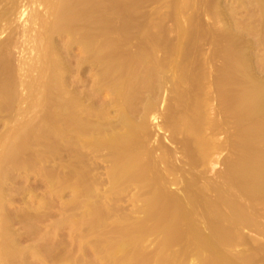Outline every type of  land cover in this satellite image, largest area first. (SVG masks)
Listing matches in <instances>:
<instances>
[{"label": "bare ground", "instance_id": "obj_1", "mask_svg": "<svg viewBox=\"0 0 264 264\" xmlns=\"http://www.w3.org/2000/svg\"><path fill=\"white\" fill-rule=\"evenodd\" d=\"M16 2L0 0V119L9 123L25 115L33 121H14L10 130L17 124L18 143L8 146L0 165L15 162L16 150L25 152L24 142L37 144L31 137L35 130H49L55 198L67 192L69 198L58 204L75 212L69 222L76 220L87 235H102L96 233L102 243L94 251L102 264H182L186 257L191 264H264V224L259 222L264 219V0H57L43 56L24 77L9 52V17ZM154 3L171 10L143 11ZM201 5L202 14L214 21H232L231 26L227 20L229 31L214 32L216 48L203 57L204 62L214 61L208 80L204 70L194 72L180 63L192 62L193 49L176 50L173 54L181 60L168 67L156 54L171 53L172 45L167 46L160 32L132 25L139 18H183ZM196 17L198 12L187 14ZM54 32H65L59 38L64 41L60 51L50 39ZM191 36L189 42L196 39ZM133 39L138 46L129 50ZM175 68L181 70L177 83L187 88L158 114L159 94L172 82ZM212 94L216 111L233 130L226 145L212 140L216 125L207 117L215 109L209 106ZM28 113L35 116L28 118ZM159 115L173 135H183L189 166H213L219 160L211 155L228 150L217 173L221 182L181 179L184 172L172 164L164 145L156 140L149 144L147 120ZM36 156L33 162L29 158L30 164L39 161ZM41 164L35 165L43 172L46 166ZM171 185L181 191L169 190ZM244 230L255 237H246ZM152 241L157 243L155 257L144 244ZM54 249L50 253L59 252ZM7 251H2L5 258L11 253Z\"/></svg>", "mask_w": 264, "mask_h": 264}, {"label": "rangeland", "instance_id": "obj_2", "mask_svg": "<svg viewBox=\"0 0 264 264\" xmlns=\"http://www.w3.org/2000/svg\"><path fill=\"white\" fill-rule=\"evenodd\" d=\"M56 2L57 0H17V9L15 13L11 14L9 17V26L12 30V45L9 51L10 59L15 67L21 69V74L23 75L22 77H24V74H30L31 72H33L31 70H28V68L32 67L37 61H39V59H41V56H43L41 47L45 46L47 40L46 32L49 31L50 26L54 22L53 5ZM221 4H223V2H221ZM220 6L223 7L222 5ZM204 8L205 7L201 5L200 7L198 6L193 10L190 9L185 13V16L183 18L179 19L154 18L150 20L143 19V21L142 18H139L140 20L135 19L136 22L130 24H132L134 28L138 27V29L140 30L142 29V26H146L147 30L151 31V33L160 32L164 36L165 40H167V46L169 47L172 45L173 48L171 53L163 52V50H160L156 54L159 60L166 61V64L169 63L167 65L168 67H173L175 61L180 62L179 60H181L180 56L173 54L176 52V50L193 49V54L191 55L192 62L189 63L188 60H183L180 63L187 64L193 69L194 72L204 70L205 75H208V80L211 79L210 76L211 72H213L214 61L208 59L207 62H204L203 57H205V55L209 53H212L213 49L216 48V42H214V35L216 33L214 32H217L218 30H224V32H226L227 30L229 31V27L232 26V21L225 18L226 21L223 19L224 21L222 20L221 22H216L210 17L202 14ZM159 10L164 13L169 12L171 8L169 7L165 9L164 7L156 6V3L143 7V11L146 13L149 11L154 12ZM22 11L23 14H20V12ZM193 12H198L199 18H187V14ZM227 20L229 21L231 26L229 23H227ZM140 30H138V33L142 32ZM64 33L62 34L61 32H54L50 37L52 43L54 44V47L59 51L62 50L61 47L64 43V41H60L59 38L60 35L64 36ZM189 35L194 36L192 39H196L193 42H189ZM2 37H4V34H0V39ZM39 42H41V46L39 45ZM137 42L138 40L136 39L131 40L128 43V49L134 50L138 46ZM63 55H65V52L62 53V56ZM65 59L67 60L68 67H70L69 65L71 61L69 60L68 56ZM203 62L206 64H204ZM173 72L174 78L172 79V82L170 84L168 83V85L166 86L168 89H166L165 87L164 90H162L159 94V102L157 104L158 114L163 111L165 103L173 104L174 97L179 90L187 88L185 83H177V79L180 76L181 70L177 69ZM167 75L171 76L170 73ZM208 86L209 85H207L206 88L204 87L205 93H208ZM212 96L213 94L208 97L211 99L209 100V106L215 107V109L213 112H211L212 110L207 111L208 119L216 125L214 129H211L216 132V134L212 136V140L217 145H226L227 142L229 143L231 141V133L233 132V130L231 128L229 129L228 127L226 128L227 125L224 123L225 118L223 117V114L216 111V101ZM23 105L24 103H22L20 107ZM28 115V118H31V116H35L34 114L30 115V113H28ZM20 116L15 117L14 121H16V123L19 119L21 120L24 118V120L27 122L28 119L25 115H23V118H21L22 116ZM163 118L164 117H160V115L154 120L148 118L147 127L151 134L149 144L152 141L156 140L164 145V147L172 155V164L176 168L181 169L184 172L183 174H181V179L189 176H195L198 177V179L200 178L199 181L201 179L204 181L205 179L212 182H221V179L218 177L217 173H219L220 171L222 172L223 170V165L220 162L222 158H225L228 150L224 148L225 150L223 149V151H221L220 153L211 155V158L218 157L219 160V162L214 164L213 166L206 163L204 167H191L185 161L187 156L185 151L183 150V146L181 145L183 135H173L170 132L169 128L165 127V120ZM4 119L6 120L7 118L0 119V159L2 156L7 155L6 150L8 146H15V144L18 143L17 140L19 137L17 138L16 134L20 132V130H16L17 124L14 125L15 130H10V128H13L12 124H14L15 122L10 121L8 123V121L6 120V123ZM10 119L12 120V118ZM32 121L33 119L31 118V120L27 122V124ZM23 122L21 121V124ZM23 124L25 125L26 123ZM18 125H20V123ZM208 130H210V128H207V130H205L206 136H208L209 134ZM35 131H39V133H36ZM35 131L31 135V137L35 138L32 140L37 142V144L32 140L31 142L33 143L31 144L29 141H27V143L24 142L26 147L23 144L21 148H25V152H20L19 149L16 150V155H13L16 156L14 159L16 160L15 162L7 164L1 163L0 165V203L2 205H0V242H2V244L0 243V264H81L82 261L83 264H87L88 262H92V264H96V262H99L97 264H102L101 261H97L100 260V258H98L100 256L98 254H94L95 248L97 251V245L102 243V240L99 239L98 236L102 235H99L98 232H93L90 235H87L86 228L84 226H81V224L76 222V220H74L75 222H69V220H73L70 218H72L73 215L75 216V212L71 211L70 209L62 210V208L59 207L61 206L63 201L66 202V200L69 198V194L66 192L62 195V199L57 198L60 201L55 198L56 195L54 194L53 190L54 186L52 183V177L50 178V170H52L53 174V160L52 158H50L52 157V155H49L51 148L50 144L52 142L50 137L51 134L48 135L46 133L47 131H49L47 129ZM43 133H46V136L43 135ZM229 133L231 135L230 137L228 136ZM36 134H41V139L39 138V135L38 137L35 136ZM43 136L44 139L42 138ZM170 137H172L174 142L170 139ZM16 141L17 143H15ZM21 148L20 150H22ZM30 150H37L38 153L35 154L33 151L32 153L35 155L32 154L31 156ZM11 154L12 153H10V155ZM27 154L28 158L26 156ZM36 155L39 157H37ZM42 155H46L47 157H44ZM29 156H34V159L36 156L38 158L37 160L39 161H37V163H34L40 166L42 162L41 167H43L45 164L43 163V158L47 159L48 163L46 160H44V162H46V167L42 168V170H44L43 172H41V169L40 167H38V165H35L33 163V165H35L34 168V166L29 163L31 161L33 162V158ZM21 158H27V160L23 159L24 161H26V163L24 162L23 164V161L21 162ZM29 158H31L32 160ZM27 163L30 164L29 168V164L27 165ZM49 182H51L52 185H50L51 183L49 184ZM168 188L169 190L177 193L181 191L179 185H171ZM58 202H61V204H58ZM76 215L78 216V214ZM65 220L67 221L66 223ZM68 222L74 225L71 224V226L70 224H68ZM259 222L264 224V219H259ZM97 230L98 229H96V231ZM83 232L86 233L84 234V236L81 234ZM96 233L98 235V238H95ZM243 234L246 237H255L254 233L247 232L246 230L243 231ZM6 240L8 241L7 243ZM8 243L10 244L8 245ZM144 244L147 247L146 252L148 253V255L153 252L151 256L155 257V255L153 254H155V251L157 249V243L155 244V241H152L150 242V244L149 242H145ZM2 246H6L8 251L6 249H3L5 247ZM52 246L55 247V249L57 248L58 250H56L59 251H54V253L51 252L55 255H50V251L54 249ZM1 247L4 252L7 251V254L8 252H11L9 255H6V258L8 256L7 259L9 260L3 257L4 254L2 253L4 252H2L3 250L1 249ZM177 247L178 246H174V249H178ZM241 248L243 247H236L235 251H238V249L240 250ZM93 255L95 257H93ZM51 256L53 257V259H51ZM11 257L13 258L10 259ZM54 257H60V260L58 258L54 259ZM189 258H187L186 261H184L185 259L183 258L181 263L187 264L186 262L190 260ZM168 263L170 262H167L165 264ZM171 263L173 264V262ZM188 263L191 264L189 261ZM192 264L199 263L197 261H193Z\"/></svg>", "mask_w": 264, "mask_h": 264}]
</instances>
